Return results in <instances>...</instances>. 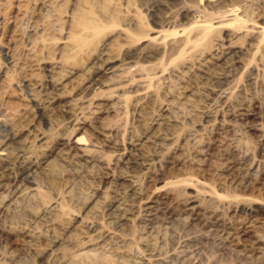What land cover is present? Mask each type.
<instances>
[{"label": "rangeland", "instance_id": "374dc122", "mask_svg": "<svg viewBox=\"0 0 264 264\" xmlns=\"http://www.w3.org/2000/svg\"><path fill=\"white\" fill-rule=\"evenodd\" d=\"M194 2L130 0L126 14L149 35H170L226 10L254 29L232 37L229 23L217 32L220 47L213 52L197 57L166 47L141 60L164 59V70L143 91L106 82L99 65L51 102H28L21 88L25 97L17 104L24 118L14 133L0 126V149L9 158L0 163V264H46L35 250L60 249L48 241L35 250L22 246L20 229L31 224V213L40 214L32 202L18 199L30 181L45 202L60 203L86 223L89 235L102 227L124 240L125 257L115 264H264V212L258 208L264 205V34L258 29H264V0H201L196 16H186ZM1 22L5 66L13 47ZM113 90L121 100L108 95ZM75 135L94 159L74 152ZM27 156L32 168L19 165ZM195 193L200 198L192 202ZM116 201L128 203V214L114 210Z\"/></svg>", "mask_w": 264, "mask_h": 264}, {"label": "bare ground", "instance_id": "6f19581e", "mask_svg": "<svg viewBox=\"0 0 264 264\" xmlns=\"http://www.w3.org/2000/svg\"><path fill=\"white\" fill-rule=\"evenodd\" d=\"M102 1L0 0V20L5 25L7 33L10 34L6 43L8 41V44L13 47L11 51H7L9 55H3L9 56L8 63L0 66L1 127L7 129L9 133L11 131L14 133L24 118L26 111L22 104H17L25 97L20 95L21 88L27 91L28 102L33 104H42L43 101L51 102L58 98V94L62 95L69 91L74 78L88 72L89 69L95 67L94 65H99L106 82H117V86L127 84L131 89L136 86L143 91L153 83L158 72L164 70V59L160 57L157 62L145 63L146 65L141 63V60L145 62L147 59L161 55L166 47L169 51H175L178 54L188 53L191 56L213 52L214 47H220V41L216 39L217 32L229 23L235 26L230 34L232 37L241 35L239 33L242 32L249 33L248 29H254V27L248 28L238 19L233 14L235 11L226 10L215 19L205 18L206 15H204L205 19L194 21L189 27L170 35L163 30L154 31L149 35L140 21L126 14L130 0L113 3ZM194 1V7L186 8V16L198 13L201 0ZM10 14L11 17H9ZM3 17L5 18L2 19ZM258 29L259 34H264L263 28ZM262 43L264 45V41ZM41 72L46 75L44 81L40 78L42 77ZM66 77L73 79L66 82L64 81ZM105 85L104 87L109 86ZM47 89L54 92L52 96ZM115 92L113 90L108 95L113 96ZM114 96L117 100L118 95ZM40 142V146L47 147L45 138H41ZM72 143L73 150L80 159H94L83 137L76 136ZM7 151L6 148L0 149V163L6 165L9 161ZM19 165L32 168L34 163L29 161L27 156L20 160ZM30 182L31 187H26L21 191L22 188L20 193L23 196L18 199L21 201L27 199L32 202L37 209H40V214L35 216L31 213L29 215L31 224L20 229V235L24 239L22 243L24 248L35 250L39 242L43 241L58 244L60 249L45 254L35 250V255L45 260L46 264H112L115 260L122 261L125 253L119 245H123L124 240L111 238L102 227L100 229L97 227L89 235L87 230L91 228H88L86 223L76 222V218L61 207L60 203L53 202L54 200L51 203L45 202L40 198L35 184ZM175 184L176 182L168 185ZM199 198L200 196L195 193L191 201H197ZM125 204L128 203L123 204L121 201H116L114 210L120 213L123 211L124 215L128 214L125 211L130 209H127ZM131 208L134 207L131 206ZM258 208L264 212V205H259ZM250 209H252L251 206H247L242 210L252 211ZM4 213L6 218L8 213ZM107 252L110 257L105 255Z\"/></svg>", "mask_w": 264, "mask_h": 264}]
</instances>
